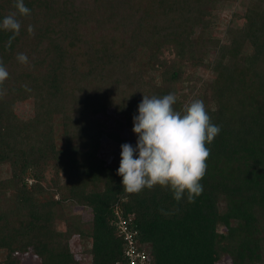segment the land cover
<instances>
[{
	"label": "trees",
	"instance_id": "trees-1",
	"mask_svg": "<svg viewBox=\"0 0 264 264\" xmlns=\"http://www.w3.org/2000/svg\"><path fill=\"white\" fill-rule=\"evenodd\" d=\"M238 1L24 0L30 15L19 17L10 47L0 29L9 73L0 89V264H116L125 248L116 204L150 264H264V0L242 3L221 38L219 14ZM14 2L0 0V21ZM169 93L177 111L202 100L220 127L193 203L158 185L128 194L117 175L123 140L136 144L143 95ZM25 102L27 117L17 112ZM110 115L125 137L106 124Z\"/></svg>",
	"mask_w": 264,
	"mask_h": 264
},
{
	"label": "clouds",
	"instance_id": "clouds-1",
	"mask_svg": "<svg viewBox=\"0 0 264 264\" xmlns=\"http://www.w3.org/2000/svg\"><path fill=\"white\" fill-rule=\"evenodd\" d=\"M14 8L15 11L0 21V29L11 33L9 47L20 34L19 17L28 16L31 11L24 0H15ZM27 31L34 34L33 26L29 25ZM16 59L21 64L28 63L24 53H18ZM8 77L0 60V89ZM176 102L174 93L162 97L143 95L138 114L132 118V131L137 136L135 147L128 143L120 146L117 175L122 177L121 185L126 193L136 194L158 185L168 188L176 202L186 198L188 203L202 194L200 181L206 173L210 155L206 144L212 143L220 127L211 122L202 100L191 101L182 111L174 109Z\"/></svg>",
	"mask_w": 264,
	"mask_h": 264
},
{
	"label": "rangeland",
	"instance_id": "rangeland-1",
	"mask_svg": "<svg viewBox=\"0 0 264 264\" xmlns=\"http://www.w3.org/2000/svg\"><path fill=\"white\" fill-rule=\"evenodd\" d=\"M246 1L247 0H239L238 1L239 3H233L232 2V3L227 4L224 7V9L219 14L221 16V22H220V25H218V28L216 30V34L218 36H220L221 38H224L225 27H226L227 23L229 22V19L231 18V15H232L233 11H235L238 8H240L242 3H245ZM197 74L203 80H206L209 77V72L205 68L199 69ZM180 89L182 91H185L186 90L185 84L182 85V87ZM197 92H199V90L196 91V94H197ZM17 112L21 116L27 117L31 113L30 104L27 103V102L18 104ZM106 119H107V122H108V123L106 122L107 125L110 124V125L114 126L113 131L115 133H117L118 131H120V132L122 131L121 135L125 137L126 134H124L125 133L124 130L119 129V126L117 125L115 119H113V116L110 115V116L106 117ZM123 142L129 144L130 143V139L127 138V139L123 140ZM115 145H116V142H112V141L104 143V155H106V156H108V158H110L111 154L115 150ZM78 209L79 208H75V207L73 208V210L79 211L82 214V216L84 217L83 218L84 220H87L90 217V212L89 211H87V210L84 211V209L81 210V208L79 210ZM73 248H74V250L79 251V246H78L77 242H76V245L73 246ZM0 256L3 257V253L0 252ZM23 264H38V262L36 260H32L31 258H28V259H25L23 261ZM83 264H90V257L89 256L85 257Z\"/></svg>",
	"mask_w": 264,
	"mask_h": 264
},
{
	"label": "built area",
	"instance_id": "built-area-1",
	"mask_svg": "<svg viewBox=\"0 0 264 264\" xmlns=\"http://www.w3.org/2000/svg\"><path fill=\"white\" fill-rule=\"evenodd\" d=\"M113 212L115 218L112 222L118 234L122 236L125 245L123 258L116 264H150L148 254L143 250H139L136 246L135 231H132L128 226L131 218H124L119 204L113 207Z\"/></svg>",
	"mask_w": 264,
	"mask_h": 264
}]
</instances>
